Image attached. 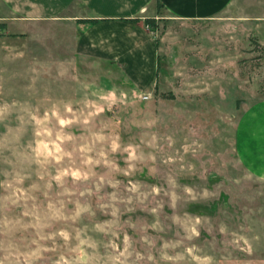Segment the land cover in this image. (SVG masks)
Segmentation results:
<instances>
[{"label":"rangeland","instance_id":"obj_1","mask_svg":"<svg viewBox=\"0 0 264 264\" xmlns=\"http://www.w3.org/2000/svg\"><path fill=\"white\" fill-rule=\"evenodd\" d=\"M235 2L207 29L153 18L181 44L147 90L42 34L0 38V264H264L238 125L264 99V0ZM263 111L241 134L262 155Z\"/></svg>","mask_w":264,"mask_h":264},{"label":"crops","instance_id":"obj_2","mask_svg":"<svg viewBox=\"0 0 264 264\" xmlns=\"http://www.w3.org/2000/svg\"><path fill=\"white\" fill-rule=\"evenodd\" d=\"M235 1L0 0V38L42 34L50 44L67 48L70 59L96 62L103 69H118L132 86L147 90L159 74L166 75L161 65L163 53L173 57L181 43L176 34L169 48L164 49L162 39L167 35L154 37L153 26L149 27L145 18H152L153 23V18H163L207 29L218 18L232 17L229 11ZM210 42L211 37L207 36L198 44L206 46ZM262 108L264 99L253 102L238 124L239 162L249 175L260 179H264V155L259 150L250 151L241 134L242 124Z\"/></svg>","mask_w":264,"mask_h":264},{"label":"trees","instance_id":"obj_3","mask_svg":"<svg viewBox=\"0 0 264 264\" xmlns=\"http://www.w3.org/2000/svg\"><path fill=\"white\" fill-rule=\"evenodd\" d=\"M145 20H146V22L149 23V24H150V23H151V24L153 23V22H152V18L146 17Z\"/></svg>","mask_w":264,"mask_h":264}]
</instances>
